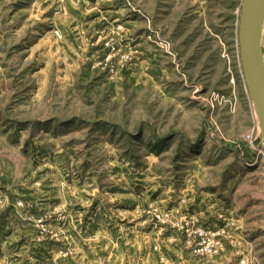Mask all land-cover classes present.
<instances>
[{
  "label": "rangeland",
  "instance_id": "obj_1",
  "mask_svg": "<svg viewBox=\"0 0 264 264\" xmlns=\"http://www.w3.org/2000/svg\"><path fill=\"white\" fill-rule=\"evenodd\" d=\"M242 3L0 0V264H264Z\"/></svg>",
  "mask_w": 264,
  "mask_h": 264
},
{
  "label": "water",
  "instance_id": "obj_2",
  "mask_svg": "<svg viewBox=\"0 0 264 264\" xmlns=\"http://www.w3.org/2000/svg\"><path fill=\"white\" fill-rule=\"evenodd\" d=\"M263 27L264 0H243L239 26V53L247 91L256 110L264 144Z\"/></svg>",
  "mask_w": 264,
  "mask_h": 264
},
{
  "label": "built area",
  "instance_id": "obj_3",
  "mask_svg": "<svg viewBox=\"0 0 264 264\" xmlns=\"http://www.w3.org/2000/svg\"><path fill=\"white\" fill-rule=\"evenodd\" d=\"M246 91H247V89H246ZM247 94H248V91H247ZM248 96H249V94H248ZM250 102H252V100L249 97V107L251 109L252 116H253L254 122H255L253 130H252L253 131L252 135L249 136V139H252V137H254L255 135H258V136L262 137V132H261V128H260V125H259V121H258V117H257V114H256V110H255L254 104L252 102V105H251Z\"/></svg>",
  "mask_w": 264,
  "mask_h": 264
},
{
  "label": "bare ground",
  "instance_id": "obj_4",
  "mask_svg": "<svg viewBox=\"0 0 264 264\" xmlns=\"http://www.w3.org/2000/svg\"><path fill=\"white\" fill-rule=\"evenodd\" d=\"M263 61H264V58H263ZM241 68H242V65H241ZM243 77H244V75H243ZM244 82H245V78H244ZM245 86H246V82H245ZM246 89H247V87H246ZM250 104L252 105V102H250Z\"/></svg>",
  "mask_w": 264,
  "mask_h": 264
}]
</instances>
